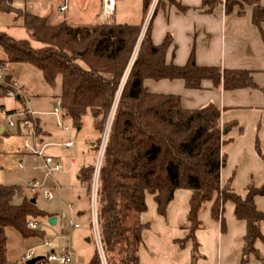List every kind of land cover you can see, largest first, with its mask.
<instances>
[{
  "label": "trees",
  "instance_id": "trees-1",
  "mask_svg": "<svg viewBox=\"0 0 264 264\" xmlns=\"http://www.w3.org/2000/svg\"><path fill=\"white\" fill-rule=\"evenodd\" d=\"M241 1L253 7L252 22L261 29L264 7L260 0ZM153 3L154 0H143V19L138 25L113 22L72 27L65 22L52 25L47 17L14 8L12 0H0V13L22 18L23 28L40 45L36 48L31 41H18L0 32V65H29L42 73L49 86H55L60 78L59 98L78 131L87 115L100 136L111 122L97 189V219L106 264H139V248L148 228L141 221L148 209L147 195L154 196L159 215L165 216L178 190L192 193L189 234L182 244L193 240L194 253L197 251L195 233L202 228L199 213L211 202V215L225 231L224 206L232 202L236 218L247 224L242 264L252 255L262 261L255 245L257 241L264 242V212L257 210L255 198L264 197V185H250L245 198L233 193L230 185L221 188L220 173L226 163L223 148L231 143L225 137L235 125H223L222 112L213 105L187 110L179 96L150 93L144 82L181 80L188 90H201L205 81L214 87L223 83L226 91L258 86L249 71L198 66L194 52L185 66L168 64L170 38L154 45L152 23L142 38ZM222 5L227 14L241 6L238 0H203L202 11L210 14ZM5 93L0 89V99ZM94 150L98 152L92 149L90 153ZM257 151L264 159L258 145ZM94 177L95 161L79 173L78 181L87 199ZM18 198L22 199L20 204L15 202ZM90 210L91 206L86 215L93 230ZM47 218L52 217L36 202L24 198L21 187L0 186V264H19L7 261V229L16 230L24 239H42L43 233L30 229L28 223ZM89 264H102L99 252Z\"/></svg>",
  "mask_w": 264,
  "mask_h": 264
},
{
  "label": "crops",
  "instance_id": "crops-1",
  "mask_svg": "<svg viewBox=\"0 0 264 264\" xmlns=\"http://www.w3.org/2000/svg\"><path fill=\"white\" fill-rule=\"evenodd\" d=\"M52 2L55 3L58 14L67 13L64 17H58L60 21L57 24L65 22L72 27H81L101 23L99 15L102 0H12V5L18 10H27L46 18ZM65 4L68 8L61 13L60 9ZM260 4L264 7V0H260ZM202 5L203 0H171L165 5L154 3L144 23V27L147 19L152 23V42L159 46L166 38H170L166 54L168 64L185 66L194 52L196 63L200 67L251 72L258 89L226 91L223 83L214 87L211 82L205 81L201 90H188L181 80H146L144 86L153 94L179 96L182 106L187 110H201L213 105L222 112L223 125H235L225 137V140H231V143L223 148L226 163L220 173V182L221 188L230 185L233 193L245 198L250 185L257 188L264 185V159L257 151L258 145L264 156V24L261 29L253 24V7L250 6L243 5L242 8H235L233 13L227 14L222 5L209 14L202 11ZM241 9L242 15L239 14ZM0 23L4 25V29L23 28L24 21L15 14L0 13ZM144 27L142 38L146 32ZM13 77L18 80L16 73H13ZM22 87L25 91V87ZM40 123V138L54 146L65 141L60 134H67L51 130V118L41 117ZM8 136L5 135L7 146L17 147L15 141L7 138ZM3 168L0 165V169ZM191 196L192 193L188 190H178L167 208L166 215L161 216L157 211L154 196L147 195L148 209L141 216V221L148 225V228L143 232L139 264H242L247 224L236 218L232 202H227L224 206L225 231L222 230L221 222L211 215V202L199 213L202 228L195 233L197 251L194 253L193 240L181 243L189 234ZM18 199L17 204H20L22 199ZM215 199L216 196L214 201ZM255 204L258 211L264 212V197H256ZM46 213L50 217H56ZM81 215L86 214L83 211ZM62 217L60 223L65 219V215ZM56 218L58 225V217ZM261 232L264 236V223L261 224ZM255 247L263 260L252 255L245 264H264V242L257 241ZM26 254L22 253L20 260L15 263H22ZM72 256L74 258L73 253ZM90 260L86 264H89Z\"/></svg>",
  "mask_w": 264,
  "mask_h": 264
},
{
  "label": "rangeland",
  "instance_id": "rangeland-1",
  "mask_svg": "<svg viewBox=\"0 0 264 264\" xmlns=\"http://www.w3.org/2000/svg\"><path fill=\"white\" fill-rule=\"evenodd\" d=\"M72 1L74 2L76 0ZM238 1H240L242 7L245 5L243 1ZM169 2H171V0H158L157 4L160 3V5H165V3ZM241 6H237L236 8L239 9ZM142 7L143 0L118 1L116 3L112 23L116 20L118 24H141L143 19ZM56 8L54 2L49 5L47 17H50L49 22L52 25L57 24L60 21L58 17H64L67 14H58ZM149 21L150 20L147 19L144 27L145 30L148 28ZM3 27L4 25L0 23V32H3L16 40L31 41L34 47H40V45L34 42L31 36L23 28L17 27L4 29ZM138 50L139 46L135 52L130 67L133 64ZM1 58H3V56L0 54V59ZM11 68L13 73H16V77L21 85L25 87V93L30 108L35 112L50 111L55 99L60 96L61 79L59 78L57 80L55 86H49L44 81L42 73L29 65H11ZM2 105L3 99H0V165L4 167L3 169H0V186L21 187L22 196L24 198L30 200L29 197H31L32 201L33 199L35 200L36 205L40 210L49 212L58 217V225L56 226H50L49 219H40L38 221L39 229L36 231L43 233L42 239H24L16 230L7 229L8 243L6 255L8 262H18L22 253H27L32 249H36L37 256H44L47 254L48 250L44 249L41 245L44 242H54L55 246L66 248L74 254V264H86L96 254L98 244L94 230H91L89 226L90 218H88V215L82 216L81 212L84 211V213L87 214L91 206L96 182L99 177L96 169L99 165L102 144L108 133L111 122L104 135L100 136L95 133L94 123L90 115L84 117L81 131H78L73 126V123L69 121L68 125L71 128L70 136L75 139L76 147L71 151L66 152L59 145L60 143H56L58 146L46 150V156L60 158L59 160L64 165L63 171L53 172V174L50 175L46 170L42 158L23 153L19 146H7L5 143V135H12L13 130L8 126L9 119L2 113ZM22 109L23 105L16 103L14 100L8 101L7 110L20 111ZM13 122H16L15 117H13ZM60 137L64 140L69 138V136L63 134H60ZM7 138H9V136ZM38 142L40 145L47 144V141L43 138H39ZM92 149H98V152H95L94 150V152L90 153ZM72 160L76 162L75 166H71ZM93 161H95V177L90 198L87 199L86 191L79 184L78 178L81 168ZM20 165L23 166V169L17 168ZM31 180L40 182L45 189L52 191L55 199L47 201L40 195L35 196L31 192L24 190L23 187L25 184ZM15 202H19V199H16ZM62 215H65V219L60 223ZM71 221L79 224L80 228H69V223ZM60 236L61 241L58 240V237Z\"/></svg>",
  "mask_w": 264,
  "mask_h": 264
},
{
  "label": "built area",
  "instance_id": "built-area-1",
  "mask_svg": "<svg viewBox=\"0 0 264 264\" xmlns=\"http://www.w3.org/2000/svg\"><path fill=\"white\" fill-rule=\"evenodd\" d=\"M158 0H154V3H157ZM116 0H102V9L99 15V21L101 24H111L112 18L115 13ZM67 5L65 4L60 12L63 13L67 10ZM0 89H5L6 93L1 98L3 99L2 113L9 119V128L13 130V134L9 135L10 139H13L17 146L23 151V153L31 154L37 157H40L44 160V164L48 174L52 175L53 172L63 171L64 165L63 163L54 158L53 156H46L45 152L50 147L54 146V144H44L40 145L38 139L40 138V132L42 131V125L40 123L41 117H49L52 119L53 123L51 125V130L59 131L69 135V138L59 145L66 151L69 152L76 146V141L73 139L71 135V128L68 125V122L71 121V117L68 111L62 106V101L59 97H57L52 104V108L47 113H39L33 111L29 106V101L26 96V93L21 85V83L13 77V71L11 68V64L3 63L0 65ZM14 100L16 103L23 105L22 110H7L8 101ZM14 113V114H12ZM13 117L16 118V122H13ZM108 139V133L104 138V142L102 144L101 155L99 160V165L97 167V173L100 172V167L103 159V155L105 152L106 144ZM71 166H75V161H71ZM18 169H23V166L17 167ZM97 185L98 180L96 182L95 193L93 194L91 201V220L92 227L97 239L98 250L102 259L103 264H106L99 227H98V219H97ZM24 190L31 192L33 195H40L47 201H52L55 199V196L52 191L44 188L43 184L36 180H31L27 182L24 186ZM72 210V209H71ZM61 218H63L61 216ZM28 227L33 230L39 229L38 222H29ZM69 228L71 229H79L80 225L71 221L69 223ZM58 240L61 241V236L58 237ZM44 249L48 250L47 254L44 256V260L48 264H73L74 258L72 253L67 251L65 248L61 246H55L54 242H44L41 245ZM39 256L36 255V249H32L27 252V254L23 257L22 263L27 264V262L37 258Z\"/></svg>",
  "mask_w": 264,
  "mask_h": 264
},
{
  "label": "water",
  "instance_id": "water-1",
  "mask_svg": "<svg viewBox=\"0 0 264 264\" xmlns=\"http://www.w3.org/2000/svg\"><path fill=\"white\" fill-rule=\"evenodd\" d=\"M108 133H109V129H108ZM32 202H35V200H33ZM56 224H57V218L56 217H52L49 219V225L50 226H56ZM42 261H44V257H37V258H34L33 260L27 262V264H39Z\"/></svg>",
  "mask_w": 264,
  "mask_h": 264
}]
</instances>
